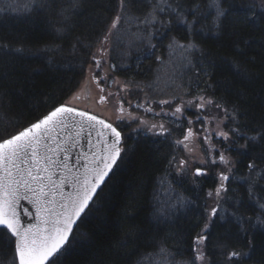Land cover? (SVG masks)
<instances>
[{"label":"snow or ice","instance_id":"1","mask_svg":"<svg viewBox=\"0 0 264 264\" xmlns=\"http://www.w3.org/2000/svg\"><path fill=\"white\" fill-rule=\"evenodd\" d=\"M83 3L84 0H30L26 15L42 18L47 30L63 38L81 15ZM136 3L137 0H116L115 16L96 41L97 52L93 54L96 68L101 66L108 45L120 33L126 17L135 19L128 37L130 45L155 49L157 43H152L153 40L160 38L159 43L168 40L169 52L180 54V67L190 63V57L206 55L201 47L205 37L222 41L237 56L244 57L253 46L245 29L264 31V0L259 11L251 3L243 12L230 0H210V3L209 0H147V8L140 15H135ZM178 27L184 33L180 38L175 34ZM0 48L24 51L23 47L12 49L7 44H0ZM45 51H55V47L46 46ZM230 67L241 79H249V73L242 70L239 61H231ZM91 80L101 93L97 103L106 104L115 95L117 103L112 118H99L74 103L80 100L77 93L72 100L0 138V264H63L71 247L70 236L72 241L76 239L74 230L78 231L90 218L100 192L116 174L118 162L122 163L127 155L121 125L133 123L138 126L137 132L143 130L164 140L180 130V137L174 143L187 154L179 159L173 155L169 166L196 188L202 189L213 170L216 182L207 192L201 191L202 203L173 194L164 207L155 210L157 222L178 218L182 212L196 213L188 256L183 251L173 253L165 241L155 237L141 242L140 236L133 238L131 232L120 247L127 248L129 244L137 247L135 264L145 261L244 264L251 260L256 251V237L264 234V122L251 128L242 126L240 121L247 119L245 106L229 107L222 99L215 98L214 92L144 100L134 106L129 100L126 109L119 92L130 90L128 84L115 94L111 91L104 94L106 89L100 86V80L96 76ZM136 87L144 91V87ZM147 88L152 90L153 85ZM212 88L208 84L201 93ZM237 95L244 99L243 93ZM85 102H90V98L86 97ZM2 103L0 100V106ZM133 107L151 114V120L128 110ZM241 165L246 167V173L238 175ZM237 180L241 181L239 186L233 187ZM21 202L32 206L31 212L28 209L23 212L30 223L21 218ZM214 230L220 233L215 243L212 242ZM141 246L150 251L141 254Z\"/></svg>","mask_w":264,"mask_h":264},{"label":"trees","instance_id":"2","mask_svg":"<svg viewBox=\"0 0 264 264\" xmlns=\"http://www.w3.org/2000/svg\"><path fill=\"white\" fill-rule=\"evenodd\" d=\"M29 3L30 0H0V44H7L12 49L24 48L23 53L0 48V100L3 102L0 106V138L14 133L51 108L72 100L85 86L87 76L95 66L96 41L107 30L117 10L116 0H84L81 15L74 20L71 30L63 38H57L45 28L42 18L26 15ZM230 3L240 12L247 11V6L255 3L259 11L262 0H230ZM146 8L147 0H137L135 15H140ZM132 28L123 25L117 36L123 38L127 45L122 41L112 51L111 58L108 55L102 58L104 67L109 62L116 69L122 68L115 73L109 69L106 82L116 76L156 85L155 73L160 67L156 58L166 56L168 40L159 43L160 38H157L152 41L157 43L155 49L140 46L136 52H129L126 46L135 47L129 44L128 39ZM245 31L253 41L246 56H237L222 41L205 37L201 47L206 55L190 57L192 68L183 70L187 77L185 74L180 76L181 72L173 86L185 88L187 85L191 89L196 84L195 90H202L212 84L213 88L202 94L212 95L214 92L215 98L222 99L229 107L243 104L247 119L240 123L251 128L264 122V31L250 28ZM175 34L178 38L184 35L179 27ZM49 45L55 47V51H45ZM233 60L239 61L242 70L249 73V79H241L235 74L230 67ZM238 93L244 94L243 100ZM131 95L141 96V92L133 91ZM128 96L122 94L124 99L131 100ZM121 127L124 128L127 155L122 163L118 162L114 169L116 174L100 192L97 207L90 218L78 231L74 230L76 239L72 241L70 237L71 247L63 264H135L137 247L131 244L127 248L120 247L129 232L133 238L140 236L141 242L155 237L165 241L173 253L183 251L185 256L190 254L188 244L195 234L192 227L197 222L196 213L182 212L178 218L161 219L159 222L154 213L157 207H164L173 194L202 203L200 193L207 192L216 182L215 170L204 181L202 189L196 188L190 180L178 177L168 164L173 155L177 159L179 155L172 146L174 139L134 138L132 125L122 124ZM173 137L179 138L180 130H176ZM246 163L247 160L244 165ZM244 165L240 166L238 175L246 173ZM238 183L237 180L233 187H238ZM145 233L150 236H145ZM219 234L213 231V243ZM148 251L150 249L139 247L141 254ZM176 259L180 257L176 256ZM145 264L150 262L145 261ZM244 264H264V234L257 235L255 254Z\"/></svg>","mask_w":264,"mask_h":264},{"label":"rangeland","instance_id":"3","mask_svg":"<svg viewBox=\"0 0 264 264\" xmlns=\"http://www.w3.org/2000/svg\"><path fill=\"white\" fill-rule=\"evenodd\" d=\"M135 24V19H126L123 21V25L124 26H133ZM123 41V43L125 45H127V43L123 40V38H120L119 36L117 37H113L112 40H111V43H110V47H108V51L106 53V55H108L109 58H111V55L113 54L112 51L114 50V48L116 46H119L121 44V42ZM130 44V43H129ZM126 48L128 49L129 52H136L135 50L139 49L138 47H127ZM97 52V48L95 50ZM117 51H124V50H121V49H118ZM145 53V52H144ZM179 53H170L169 50L166 51V56H157V57H160L161 59L158 61L157 58H156V61L157 63H159L158 65V70L156 71L155 75H156V80H157V83L156 85H154V82L153 84V88L152 90H149L147 88V85L148 84H142V83H138V82H133L131 80H123L121 78H118V80H115L116 83L114 84L113 81L112 82H106V78H107V75H110V72H107L109 69L112 71V68H113V65L110 64L109 62H107V66L104 67L103 65H101L99 68H96L95 66L92 67L91 71L89 72V75L87 76V84L85 86H83L77 93L80 94V100L77 102V101H74V103H79V105L81 107H86L88 110H90L92 113H94L95 115L105 119V120H108L110 118H112V115H113V108L114 106L116 105L117 103V99L115 97V95L109 97V102L106 103V104H99L97 103V100H98V97L99 95H101L100 91H99V88L97 87L96 83L94 81H91L90 79V76H92L93 73H95V71L97 72V74H103V79L100 80V76H97L96 74L94 76H96L99 80H100V86L103 87L104 85V82L106 83L105 86L107 87V90L108 91H111L113 94H115L118 89L120 87H122L123 85L125 84H128L129 85V89L128 91H122L123 94H126V95H129L131 96V101H132V104L133 106L137 103V102H140V103H143L144 100H159L161 98H166V99H171L173 97H176V96H185L186 94H202L201 93V90H195L197 89V85L194 84V86L191 88V89H188V86L186 85V87H182V86H179L178 88H175L173 86V84L176 82L178 76L180 75L181 72V75L180 76H183L185 73L183 70H186L187 68H192V64H191V61L190 63L188 62H185L183 67H180L179 65ZM97 59H100V57H96ZM122 65L119 66V68H121ZM129 66L127 67H124V68H128ZM115 69V67H114ZM98 70V71H97ZM117 70H122L121 69H117ZM192 70V69H191ZM116 71V69H115ZM201 74L203 75V71H201ZM205 75V74H204ZM185 77L186 74H185ZM184 77V78H185ZM104 80V82H103ZM186 80V79H185ZM137 85H140L141 87H144V91L141 92V96H134V95H131V93L133 91L135 92H138V94L140 93L139 89L136 87ZM104 86V88H105ZM106 89V88H105ZM106 91L104 94H107ZM76 93V94H77ZM120 93V92H119ZM128 96V97H129ZM134 96V98L132 97ZM90 98V102H85V98ZM119 98L121 99L122 96H120L119 94ZM153 107H156L155 104H153ZM130 111H135L137 114H141L143 115L146 119H149L151 120V114H145V113H142L141 110H138V109H135L133 107V109H128ZM158 110V109H157ZM194 118V117H193ZM156 119H159V117H156ZM133 128L134 129V135L136 138L137 136H141V137H148L146 135H142V133L144 132L143 130L137 132L136 131V128L138 127L135 123L132 124ZM171 126V125H170ZM174 126V125H173ZM149 137H152V136H149ZM154 138V137H152ZM157 138V137H155ZM171 139V138H170ZM172 139H177L176 137H172ZM173 148L175 149L176 153L178 152V159L182 156V155H186L187 153L183 152V150L181 148H178L175 143L172 144ZM239 183L241 182L240 180H238ZM238 183V184H239ZM167 191V190H166ZM166 193V192H165Z\"/></svg>","mask_w":264,"mask_h":264},{"label":"water","instance_id":"4","mask_svg":"<svg viewBox=\"0 0 264 264\" xmlns=\"http://www.w3.org/2000/svg\"><path fill=\"white\" fill-rule=\"evenodd\" d=\"M22 207H21V218L22 220H24L25 222H31L28 220V218L26 216L23 215L24 209H28L30 212L32 211V206L27 204V202H21ZM71 237V236H70Z\"/></svg>","mask_w":264,"mask_h":264}]
</instances>
